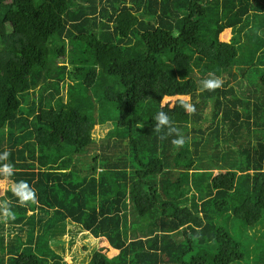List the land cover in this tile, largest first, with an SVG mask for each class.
Returning <instances> with one entry per match:
<instances>
[{"label":"trees","instance_id":"16d2710c","mask_svg":"<svg viewBox=\"0 0 264 264\" xmlns=\"http://www.w3.org/2000/svg\"><path fill=\"white\" fill-rule=\"evenodd\" d=\"M0 180L31 240L70 221L119 252L87 264H242L229 226L264 239V0H0ZM127 198L156 217L129 242Z\"/></svg>","mask_w":264,"mask_h":264},{"label":"rangeland","instance_id":"374dc122","mask_svg":"<svg viewBox=\"0 0 264 264\" xmlns=\"http://www.w3.org/2000/svg\"><path fill=\"white\" fill-rule=\"evenodd\" d=\"M231 35L230 30H226L221 37L222 41L229 42ZM66 57L67 54L64 56L63 54L60 55V58L66 59ZM198 65L201 66L202 63H198ZM197 69L194 68L192 71L198 73ZM91 84L88 86H91ZM61 94L65 96L66 89ZM178 100L188 101L189 98H166L163 100L162 105L169 104L170 107H173ZM95 130L98 138L103 139L108 129L96 127ZM192 173L193 171L190 172V174ZM213 173L216 174V172ZM9 187L7 181L0 180V261L3 257L4 261L7 262L14 254L9 247L10 243H13L16 247H20V250L27 248L34 250L47 264H87L95 252L101 254L103 261H118L119 252L112 249L106 239H95L70 221L58 224L52 231L39 232L38 234L35 227V237L31 240L26 227L22 229L21 225L16 224L15 219L19 216L10 212L7 208L13 204L7 194ZM126 202L128 213L122 226V232L125 240L129 242L137 238H143V232L155 224L156 217L150 220L147 218L137 220L131 215L132 204L128 198ZM31 215L32 213H29L27 217ZM232 225L233 227L229 226L232 234L242 241V247L246 250L242 264H248L251 259L258 260L259 255L264 252V239L253 237V232L256 229H245L240 222ZM253 238L254 241L252 242ZM252 249H255L256 254L249 256L248 254L251 253ZM56 255L58 258H53Z\"/></svg>","mask_w":264,"mask_h":264}]
</instances>
